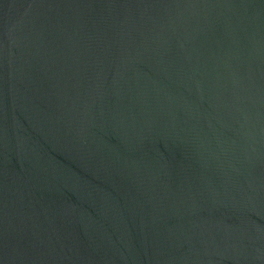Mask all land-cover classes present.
I'll return each mask as SVG.
<instances>
[{
    "label": "water",
    "instance_id": "water-1",
    "mask_svg": "<svg viewBox=\"0 0 264 264\" xmlns=\"http://www.w3.org/2000/svg\"><path fill=\"white\" fill-rule=\"evenodd\" d=\"M0 264H264V0H0Z\"/></svg>",
    "mask_w": 264,
    "mask_h": 264
}]
</instances>
